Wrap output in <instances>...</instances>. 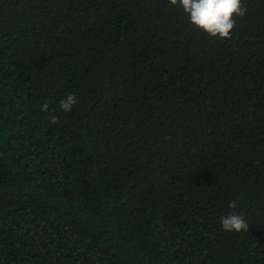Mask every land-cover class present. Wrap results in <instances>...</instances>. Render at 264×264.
I'll list each match as a JSON object with an SVG mask.
<instances>
[{
	"label": "trees",
	"instance_id": "obj_1",
	"mask_svg": "<svg viewBox=\"0 0 264 264\" xmlns=\"http://www.w3.org/2000/svg\"><path fill=\"white\" fill-rule=\"evenodd\" d=\"M242 3L220 38L170 0H0V264H264V0Z\"/></svg>",
	"mask_w": 264,
	"mask_h": 264
},
{
	"label": "clouds",
	"instance_id": "obj_2",
	"mask_svg": "<svg viewBox=\"0 0 264 264\" xmlns=\"http://www.w3.org/2000/svg\"><path fill=\"white\" fill-rule=\"evenodd\" d=\"M172 5L179 4L183 12L187 15L189 22L198 29L213 37L227 38L236 23L235 17H242L246 14L247 8L242 0H170ZM77 102L75 94L69 93L59 101L60 108L64 112L71 111ZM48 103L41 105V110L46 111ZM56 122V117L51 118ZM228 207L235 209L238 201H229ZM220 224L226 232H247L249 223L243 213L235 211L220 217Z\"/></svg>",
	"mask_w": 264,
	"mask_h": 264
}]
</instances>
